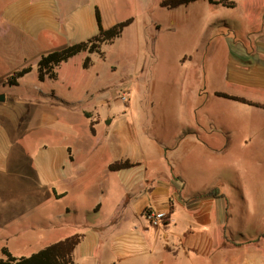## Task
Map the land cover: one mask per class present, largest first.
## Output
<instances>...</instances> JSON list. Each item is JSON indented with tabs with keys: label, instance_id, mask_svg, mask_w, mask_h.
Segmentation results:
<instances>
[{
	"label": "crops",
	"instance_id": "0c3cea01",
	"mask_svg": "<svg viewBox=\"0 0 264 264\" xmlns=\"http://www.w3.org/2000/svg\"><path fill=\"white\" fill-rule=\"evenodd\" d=\"M230 1L234 8L226 9L230 10L228 23L220 25L228 30L224 38L229 41L221 56L224 90L206 94L244 108L247 112H238L255 119L239 122L233 129L193 124L192 116L187 125L175 129L166 123L142 129L129 109L118 110L103 101L96 104L94 114L83 112L92 136L103 120L109 139L100 152L108 153L109 160L90 154L77 140L57 147L47 153L38 186L46 193L30 207L33 214L46 212L42 216L47 223L62 218L64 225L75 229L63 239L82 236L73 251L75 264H264V176L243 173L226 179L221 173L224 154L237 136L235 130L242 134L243 146L264 136V125L254 123L264 113V0ZM122 3L12 0L0 11L1 48L12 53L8 54L10 60L37 63L44 51L54 52L95 36V10L103 29L130 19L123 20ZM218 45L197 51L199 59L213 62ZM104 107L109 111L105 113ZM54 122L52 116L46 120L40 116V125L50 130ZM63 129L68 137L74 126L69 122ZM155 130L161 134L150 138ZM262 154L259 168H264ZM124 161L133 167L108 170L111 164ZM213 190L217 196L206 195ZM251 195L262 197L255 204L258 207L247 197ZM50 200L64 203L61 215L48 214ZM0 207L7 212L4 216L12 211L9 205ZM146 211L166 214L167 223L149 226Z\"/></svg>",
	"mask_w": 264,
	"mask_h": 264
},
{
	"label": "rangeland",
	"instance_id": "374dc122",
	"mask_svg": "<svg viewBox=\"0 0 264 264\" xmlns=\"http://www.w3.org/2000/svg\"><path fill=\"white\" fill-rule=\"evenodd\" d=\"M10 1L0 0V11ZM159 1L123 0V20L132 18V24L119 39L102 47V58L96 54L89 57V68L81 67L86 56L83 53L61 64L55 69L56 80L37 82L36 63L8 59L12 53L1 48L4 42L0 36V95L5 97L0 103V205L12 209L4 216L7 212L0 207V257L2 248H6L13 257L27 258L75 230L64 225L62 218L47 223L42 216L46 212L33 214L30 207L46 193L38 186L45 172L47 153L57 147L77 140L90 154L102 155V161L109 160L108 153L100 152L109 139L102 118L92 136L83 116V112L94 114L99 101L118 110L129 109L142 129L157 128L161 123L175 129L187 125L192 116L193 124L233 129L239 122L251 123L255 119L238 112L246 111L244 108L206 94L224 90L221 56L229 41L224 38L228 30L220 25L228 23L230 10L209 7L206 0H200L171 12L160 8ZM213 43H220L213 62L199 59L203 48L212 47ZM50 52L53 51L40 55ZM24 67H31V71L18 86L4 85L12 72ZM122 94L126 102L120 101ZM104 109L105 113L109 111ZM261 114L263 118L254 123L264 125V113ZM41 115L45 120L46 116L53 117V129L40 125ZM69 122L74 129L67 137L63 128ZM158 131H152L149 137H158ZM235 133V140L224 154L225 168L220 172L226 179L243 173L264 176V168L258 167L264 153V146L260 145L264 136L256 140L259 144L243 146L242 134L236 130ZM247 197L256 207L262 198ZM63 211V202H48V214L61 215Z\"/></svg>",
	"mask_w": 264,
	"mask_h": 264
},
{
	"label": "trees",
	"instance_id": "16d2710c",
	"mask_svg": "<svg viewBox=\"0 0 264 264\" xmlns=\"http://www.w3.org/2000/svg\"><path fill=\"white\" fill-rule=\"evenodd\" d=\"M196 1L197 0H162L159 3V7L171 11L179 7H186L192 3H195ZM207 3L211 6H219L225 9L234 8V4L230 0H207ZM94 15L97 27L96 35L85 42L74 44L59 51H54L41 56L36 63L37 82L42 83L45 80H56L57 74L55 69L81 53L86 55L81 65L82 69L89 68L91 65L89 57L96 54L102 58V47L111 45L115 40L119 39L123 31L133 22V19L130 18L123 22L117 23L108 29H103L97 10H95ZM30 71L31 67H24L13 72L5 80L4 85L10 87L18 86L19 81ZM216 96L227 100L249 104L244 100H239L223 94H216ZM90 131L92 132L91 126ZM131 167H133V164H130L127 161L116 162L111 164L108 167V170L110 172H117ZM206 195L217 196L218 193L216 190H213L208 192ZM81 240V235H73L47 246L27 258L13 257L6 248H2L0 264H75L73 261V251L75 247L81 242Z\"/></svg>",
	"mask_w": 264,
	"mask_h": 264
},
{
	"label": "built area",
	"instance_id": "2783aa9c",
	"mask_svg": "<svg viewBox=\"0 0 264 264\" xmlns=\"http://www.w3.org/2000/svg\"><path fill=\"white\" fill-rule=\"evenodd\" d=\"M120 101L126 102V97L124 94H122ZM144 218L149 226L155 227V228L166 224L168 221V217L166 214L157 213L154 211H146L144 213Z\"/></svg>",
	"mask_w": 264,
	"mask_h": 264
},
{
	"label": "water",
	"instance_id": "95a60500",
	"mask_svg": "<svg viewBox=\"0 0 264 264\" xmlns=\"http://www.w3.org/2000/svg\"><path fill=\"white\" fill-rule=\"evenodd\" d=\"M5 100V97L3 95H0V103H3Z\"/></svg>",
	"mask_w": 264,
	"mask_h": 264
}]
</instances>
